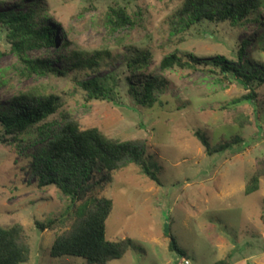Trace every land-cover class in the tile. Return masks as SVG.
<instances>
[{"label":"rangeland","instance_id":"rangeland-1","mask_svg":"<svg viewBox=\"0 0 264 264\" xmlns=\"http://www.w3.org/2000/svg\"><path fill=\"white\" fill-rule=\"evenodd\" d=\"M184 1L5 0L0 8L26 10L40 3L47 22L57 25V46L29 56L51 59L77 51L90 57L109 51L112 56L100 61L97 75L124 76L126 56L145 49L152 52L150 68L157 71L162 59L175 51L210 58L220 55L237 63L234 54L243 39L251 41L246 62L257 64L264 73V15L263 21L246 29L205 21L176 33L173 16ZM115 4L127 8L133 24L114 29L105 23L106 13ZM0 45L6 50L0 57L1 108H7L19 93L33 89L55 94L64 103L58 114L40 124L49 129L23 135L20 147L0 137V226H24L31 255L23 264H89L72 255L51 256L55 238L78 215L72 211L70 216L71 200L58 188L38 187L31 162L23 156H38L44 139L68 114L81 126L98 127L110 137L145 141L147 163L160 180L155 182L139 166L130 165L115 172L100 192L113 202L107 238L129 237L135 244L122 258L107 264H178L182 254L191 264H216L228 254L230 264H264V176L257 191L246 193L264 161V85L257 89L258 103L253 106L245 100L237 102L249 90L236 80L218 71L175 67L164 72L170 86L161 104L153 108L135 106L125 88L116 103L89 100L71 76L21 78L18 58L10 52L1 29ZM56 64L64 65L62 61ZM121 83L124 87V80ZM198 130L214 144L235 134L244 142L211 156L197 138ZM82 207L78 203L76 209ZM54 218L63 219L54 229L41 231L36 225ZM171 237L182 254L170 250Z\"/></svg>","mask_w":264,"mask_h":264},{"label":"trees","instance_id":"trees-1","mask_svg":"<svg viewBox=\"0 0 264 264\" xmlns=\"http://www.w3.org/2000/svg\"><path fill=\"white\" fill-rule=\"evenodd\" d=\"M5 0H0V3ZM13 1V0H12ZM23 2V1H22ZM44 7L38 3L26 10L0 8V29L5 32L10 52L19 61L21 78L40 76H71L76 85L87 94L89 100L118 102L122 88L125 95L135 106L153 108L161 104L162 97L169 89L170 82L164 75L167 69L192 68L206 69L220 73L230 81L236 80L249 90L240 102L245 100L251 105L258 103L257 89L264 85V73L257 64L250 65L245 53L250 46L249 39H243L234 54V63L223 56L199 57L195 54L181 55L175 51L166 55L159 71L151 69L153 54L145 49L126 56V73L97 75L100 61L111 57L109 51L96 52L90 57L71 51L69 56L59 55L51 59L30 57L36 50L51 49L57 46V25L48 23ZM264 0H185L173 16L176 21L173 31L180 33L193 25L205 21L213 23L228 22L236 28L246 29L249 24L263 21ZM43 16V17H42ZM106 24L121 29L133 24L125 6H110L105 16ZM264 38V34L262 35ZM67 43H64L66 45ZM264 49V46H262ZM6 50L0 45V57ZM63 62V66L56 63ZM218 71V72H217ZM123 77V78H122ZM124 80V87L121 81ZM64 103L55 94H45L35 89L19 93L5 109L0 105V137L20 147L21 137L33 130H47L40 125L51 116L58 114ZM44 126V127H43ZM40 136H43L42 134ZM196 136L208 155L225 152L244 142L241 135L223 136L215 144L201 131ZM39 155H23L31 162V175L39 188L55 186L70 198L68 213H77L71 226L57 235L51 248L52 257L72 255L85 259L89 264H107L122 258L135 247L129 237L110 240L106 235V222L112 214L111 199L100 196L105 185L110 183L115 172L130 165L140 167L142 173L160 183L158 174L147 163V145L142 140H120L106 135L98 127H83L69 114L64 122L44 139ZM264 176V161L247 186L246 193L259 189L260 179ZM82 203L79 211L77 204ZM68 214V215H69ZM63 222L54 218L48 222H36L41 231L54 229ZM169 248L182 254L174 237ZM31 255V245L25 228L21 223L9 227L0 226V264L27 263ZM185 257V254H182ZM231 254L216 264H230Z\"/></svg>","mask_w":264,"mask_h":264},{"label":"built area","instance_id":"built-area-1","mask_svg":"<svg viewBox=\"0 0 264 264\" xmlns=\"http://www.w3.org/2000/svg\"><path fill=\"white\" fill-rule=\"evenodd\" d=\"M178 264H191V260L187 257H183Z\"/></svg>","mask_w":264,"mask_h":264}]
</instances>
